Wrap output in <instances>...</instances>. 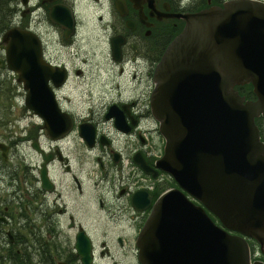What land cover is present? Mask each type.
<instances>
[{
	"label": "flooded vegetation",
	"instance_id": "1",
	"mask_svg": "<svg viewBox=\"0 0 264 264\" xmlns=\"http://www.w3.org/2000/svg\"><path fill=\"white\" fill-rule=\"evenodd\" d=\"M67 1L41 0L40 6L48 9V15L57 3L73 10L75 23L69 37L66 28L50 19L73 43L80 30V11ZM227 1L110 0V18L104 28L110 31V53L105 62L57 61L44 43V58L53 69L48 85L56 107L47 102L38 109L54 113L55 126L48 128L43 115L28 107V90L21 82L24 108L39 123L29 137L21 136L13 144L0 142V264H84L77 248L84 238L91 245V264H107L109 259L111 264H144L139 240L159 198L174 189L201 204L158 166L166 140L153 113L155 70L171 41L160 46L155 40L173 33L170 29L179 28L178 24L185 25L183 19L169 14L223 6ZM33 10L27 7L22 15ZM99 18L103 21L104 15ZM113 40L118 45L116 53ZM151 123L157 137L149 128ZM259 126L264 141V129ZM26 141L34 160L10 161L13 145ZM245 238L251 263L264 262L261 247V255L255 252L258 242ZM111 246H128L133 254L123 250L126 255L117 262Z\"/></svg>",
	"mask_w": 264,
	"mask_h": 264
},
{
	"label": "water",
	"instance_id": "2",
	"mask_svg": "<svg viewBox=\"0 0 264 264\" xmlns=\"http://www.w3.org/2000/svg\"><path fill=\"white\" fill-rule=\"evenodd\" d=\"M49 16L67 29L66 36L71 35L72 9L53 4ZM169 16L186 23L155 71L153 113L166 138L158 166L202 205L179 190L162 195L142 231L140 260L144 264H264L251 263L245 238L260 242L264 253V142L256 124L257 117H264V1L229 0L223 6ZM2 40L8 67L28 90V107L41 113L40 104L50 102L55 109L48 85L53 69L44 59L41 37L12 26ZM113 45L116 53L115 40ZM249 83L256 99H247L235 89ZM41 114L53 128L54 113ZM84 240L77 248L83 263L91 264V245Z\"/></svg>",
	"mask_w": 264,
	"mask_h": 264
},
{
	"label": "rangeland",
	"instance_id": "3",
	"mask_svg": "<svg viewBox=\"0 0 264 264\" xmlns=\"http://www.w3.org/2000/svg\"><path fill=\"white\" fill-rule=\"evenodd\" d=\"M40 1L41 0H29L30 5L24 6L22 0H16L13 5L16 12L12 17L11 26L16 25L23 27L22 25H29L42 37L46 44L48 54L57 61L76 64L83 61L100 63L109 59L110 31L104 28L107 20L110 18L107 14L110 8V0L67 1L80 11V15L78 16L80 30L73 43H68L65 40L64 35L61 34L60 30L51 22L48 9L44 6H40ZM189 1L190 0H186V3ZM27 7L34 8L35 10L27 12L25 16H23L22 11ZM100 15H104L103 21L100 20ZM184 23H186L185 20L183 24ZM169 26V28L172 27L171 25ZM178 26L179 28L175 30L172 28L170 29L173 33L169 32L167 36L156 39L155 45L167 46L170 41L172 42L173 35L176 34V32L180 33L182 31L179 24ZM7 29H2L0 27V142H10L13 144L23 137H29L30 132L35 131L34 126L39 123V118L31 116L26 112L24 108V95L22 93L24 89L22 83L18 81L17 72L11 70L6 63V43L3 42L2 37ZM21 127H25V130L21 131ZM154 127V123L149 125L153 135L157 137L159 133L156 132ZM262 128L264 129V124H262ZM29 142L30 141H26L16 146L13 145L9 156L11 159L10 161H24L23 159H25V161H33L34 155ZM156 152H158V149H156ZM0 161H3L1 154ZM90 169H92L91 164ZM259 244L260 242L257 243V248L255 249L257 256L262 254V249L260 250L261 244ZM111 247L115 250L117 262L120 258L124 259L126 254L123 250L133 254V251L128 246ZM112 261L111 259L107 260V264H111ZM133 264L136 263L133 262Z\"/></svg>",
	"mask_w": 264,
	"mask_h": 264
},
{
	"label": "trees",
	"instance_id": "4",
	"mask_svg": "<svg viewBox=\"0 0 264 264\" xmlns=\"http://www.w3.org/2000/svg\"><path fill=\"white\" fill-rule=\"evenodd\" d=\"M15 1L16 0H0V27L2 29H5V28L7 29L11 27L12 17L14 16L16 12V9L13 7ZM178 33L179 32H176V34L173 35V38ZM236 90L240 91V93L246 96L248 99H254L256 97L255 93L253 92L252 84L237 85ZM263 119H264L263 117L258 118L257 123L264 124Z\"/></svg>",
	"mask_w": 264,
	"mask_h": 264
}]
</instances>
